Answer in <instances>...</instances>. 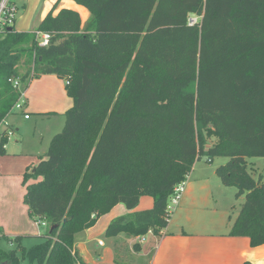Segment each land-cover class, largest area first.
<instances>
[{
	"label": "trees",
	"instance_id": "1",
	"mask_svg": "<svg viewBox=\"0 0 264 264\" xmlns=\"http://www.w3.org/2000/svg\"><path fill=\"white\" fill-rule=\"evenodd\" d=\"M72 1L91 13L84 31L76 12L61 9L36 30L50 35L45 47L36 32L0 33V123L19 98L9 78L25 90L54 75L72 99L23 198L45 223L42 241L0 248V264H84L75 235L143 196L151 208L112 221L105 235H158L173 188L203 154L227 159L215 175L244 197L229 235L264 245V177L246 162L264 158V0ZM207 136L215 143L205 150Z\"/></svg>",
	"mask_w": 264,
	"mask_h": 264
},
{
	"label": "rangeland",
	"instance_id": "2",
	"mask_svg": "<svg viewBox=\"0 0 264 264\" xmlns=\"http://www.w3.org/2000/svg\"><path fill=\"white\" fill-rule=\"evenodd\" d=\"M16 4L17 10L14 15L13 28L19 32H36L41 20L48 12L51 11L53 15H56L62 8L72 10L79 15L81 31L86 29L92 17L87 8L75 4L72 0H19ZM190 20H195V17L191 16ZM20 74H23V69ZM193 87V85L190 86V91H193ZM20 112L12 111L13 114L5 121L12 123L19 130L16 135H13V133L8 137L5 143V152L0 155V248L3 250L15 249L18 242L22 247L28 249L42 241L39 236L45 233V226L38 221H33V218L28 214L26 205L23 203V198L26 186L33 182L29 174L37 165L39 157L46 153L51 138L61 132L65 120L64 116L60 118L58 115L49 120L45 118L44 114H32L31 111L30 120L24 121L23 110ZM4 125V123L0 124V130L5 127L12 129L10 125ZM205 140L209 144L208 147L215 143L213 137L207 136ZM253 159L257 158L246 160L254 161ZM196 162L203 170L211 171V169L225 164L227 159L215 157L208 162L206 155L203 154ZM258 163L264 164V160H258ZM26 172L28 176L24 179ZM254 172H256L252 173L254 177H257L258 174L264 177V165L257 167ZM220 189L221 192L216 190L215 199L221 197V204L216 208L211 205L205 207L206 209L203 207L195 208L196 210L192 212L198 215L195 220H205L212 217L214 214L212 210L227 211L228 204L232 208L228 210L230 216H234L239 212L244 197L241 196L236 199V189L234 187L222 186ZM151 206L152 198L143 196L133 210H127L123 205L118 204L107 213L99 216L91 228L79 232L74 237V244L80 253V258L85 260L87 264H108L111 239L105 235L107 225L120 217L127 218L132 213L146 210ZM177 207L173 209L169 217L171 222L177 214ZM17 237L20 238L15 241ZM98 241H101L104 247H98ZM98 256L100 261L94 263ZM19 264H29V262L26 259H20Z\"/></svg>",
	"mask_w": 264,
	"mask_h": 264
},
{
	"label": "crops",
	"instance_id": "3",
	"mask_svg": "<svg viewBox=\"0 0 264 264\" xmlns=\"http://www.w3.org/2000/svg\"><path fill=\"white\" fill-rule=\"evenodd\" d=\"M65 85L64 80L54 75L31 79L21 98L24 102L22 115L29 116L23 120H30L31 111L32 114H44L49 120L57 115L60 118L64 116L72 106V99L67 96ZM12 114L2 121H7ZM5 123L15 129L13 135L18 133L19 129L16 126ZM3 130L4 128L0 132ZM207 145L209 144H205V149L208 148ZM261 159L246 160L252 173H256L255 169L264 165L258 163ZM199 166L194 162L186 177L184 193L180 198L174 220L171 222L169 219L158 235L145 234L140 242L137 237H128L124 234L110 237L108 264H264V245L251 247L247 237L229 235L238 214V212L234 216L228 214V210L232 209L230 204L227 205V211L212 210L214 213L212 217L195 220L198 217L192 213L195 208H205L209 205L216 208L222 201L221 197L215 199L216 190L221 192L220 188L223 186L215 175V169L205 171ZM98 242V247H104L103 243L99 246ZM73 250L77 257L87 264L80 258L75 244ZM99 261L98 256L94 263Z\"/></svg>",
	"mask_w": 264,
	"mask_h": 264
},
{
	"label": "built area",
	"instance_id": "4",
	"mask_svg": "<svg viewBox=\"0 0 264 264\" xmlns=\"http://www.w3.org/2000/svg\"><path fill=\"white\" fill-rule=\"evenodd\" d=\"M16 2L17 0H0V33L3 32L5 29L11 28L14 26V15L17 10ZM195 22H196V19L189 20V25H193ZM35 35L37 37L38 45L40 47H45L48 45V42L50 40V35L48 33H37L36 32ZM7 83L10 84L14 90L19 91V98L17 102L15 103L14 107L12 108V111L20 112L21 110H23V106H24V102L21 101V98L24 96V90L22 88V84L19 81V79H15V78H9L7 80ZM23 118L28 119L29 116L23 115ZM1 123H4L5 125H7L4 121H2ZM12 134H13L12 129H7L6 136L9 137ZM185 185H186V181H182L173 188L172 194L168 200V205L166 208V212L168 215L165 220L166 223L168 222L173 209L178 206L181 195L184 192ZM38 222H40L43 226H45L44 222L42 221H38ZM147 233L152 234L151 231H148ZM137 239L139 242L143 240L141 236L140 237L138 236ZM98 245L101 246L102 242L99 241Z\"/></svg>",
	"mask_w": 264,
	"mask_h": 264
},
{
	"label": "water",
	"instance_id": "5",
	"mask_svg": "<svg viewBox=\"0 0 264 264\" xmlns=\"http://www.w3.org/2000/svg\"><path fill=\"white\" fill-rule=\"evenodd\" d=\"M8 30L10 31L11 29H10V28H8Z\"/></svg>",
	"mask_w": 264,
	"mask_h": 264
}]
</instances>
